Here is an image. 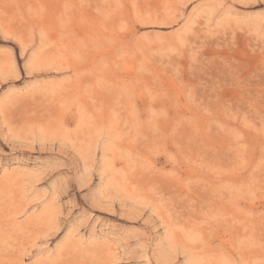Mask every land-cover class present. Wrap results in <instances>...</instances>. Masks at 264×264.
I'll return each instance as SVG.
<instances>
[{"label":"rangeland","instance_id":"1","mask_svg":"<svg viewBox=\"0 0 264 264\" xmlns=\"http://www.w3.org/2000/svg\"><path fill=\"white\" fill-rule=\"evenodd\" d=\"M0 264H264V0H0Z\"/></svg>","mask_w":264,"mask_h":264}]
</instances>
